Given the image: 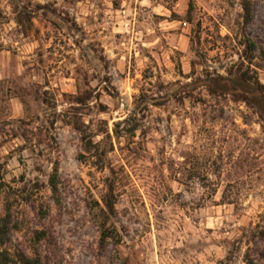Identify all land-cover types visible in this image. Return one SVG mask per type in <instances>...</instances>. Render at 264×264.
Returning <instances> with one entry per match:
<instances>
[{"label": "rangeland", "instance_id": "obj_1", "mask_svg": "<svg viewBox=\"0 0 264 264\" xmlns=\"http://www.w3.org/2000/svg\"><path fill=\"white\" fill-rule=\"evenodd\" d=\"M241 2L194 0L189 22L190 0H0V215L10 199L22 221L12 249L30 253V232L46 228L43 264H264V123L205 86L204 101L180 99L239 62ZM252 2L245 29L264 47V0Z\"/></svg>", "mask_w": 264, "mask_h": 264}, {"label": "trees", "instance_id": "obj_2", "mask_svg": "<svg viewBox=\"0 0 264 264\" xmlns=\"http://www.w3.org/2000/svg\"><path fill=\"white\" fill-rule=\"evenodd\" d=\"M243 7V23L241 44L244 46L239 62L235 63L228 71L227 75L221 73H208L205 77H200L192 82L186 83L188 89L180 96V99L190 98L195 102H202L203 97L194 90L205 86L208 93L214 97H222L232 95L240 100H243L248 105L256 109L262 122L264 123V82L260 79L258 69L264 70V47L259 40L250 36L245 29L252 21L253 17V2L252 0H242ZM194 0H190L189 9L187 11V21H193ZM75 101L80 104H86L90 98V94L82 92L79 87L77 94L73 96ZM125 120H128L127 118ZM83 135L87 149L93 147V140L86 136L84 129L78 122L74 123ZM137 126L133 125L131 132L134 133ZM0 164V184L3 183ZM60 163L56 161L53 172L49 176V186L53 193L56 203L60 202ZM113 209V203L109 204ZM48 208H40L39 215L44 218L48 215ZM22 221L17 216L10 199L4 202V211L0 215V264H43V256L41 247L43 242L52 244L53 234L46 228L34 229L28 236V248L31 252L16 247L11 248V242L14 231L22 229ZM106 230H103V239L106 237Z\"/></svg>", "mask_w": 264, "mask_h": 264}, {"label": "crops", "instance_id": "obj_3", "mask_svg": "<svg viewBox=\"0 0 264 264\" xmlns=\"http://www.w3.org/2000/svg\"><path fill=\"white\" fill-rule=\"evenodd\" d=\"M2 71H4V70H2V69L0 68V73H2Z\"/></svg>", "mask_w": 264, "mask_h": 264}]
</instances>
